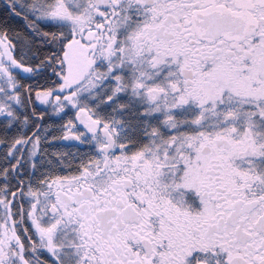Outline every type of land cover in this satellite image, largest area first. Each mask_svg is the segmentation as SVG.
I'll return each mask as SVG.
<instances>
[{
	"label": "snow or ice",
	"instance_id": "snow-or-ice-1",
	"mask_svg": "<svg viewBox=\"0 0 264 264\" xmlns=\"http://www.w3.org/2000/svg\"><path fill=\"white\" fill-rule=\"evenodd\" d=\"M0 264H264V0H0Z\"/></svg>",
	"mask_w": 264,
	"mask_h": 264
}]
</instances>
